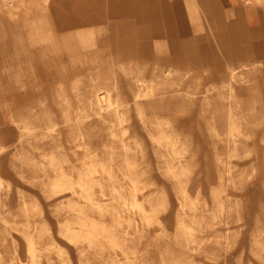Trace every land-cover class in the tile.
I'll use <instances>...</instances> for the list:
<instances>
[{
  "label": "bare ground",
  "instance_id": "bare-ground-1",
  "mask_svg": "<svg viewBox=\"0 0 264 264\" xmlns=\"http://www.w3.org/2000/svg\"><path fill=\"white\" fill-rule=\"evenodd\" d=\"M31 2L0 0V11L12 21L7 27L0 17V39L11 37L14 53L22 59L16 71L26 76L24 86L40 89L39 71L52 66L61 77L73 76L70 82L60 81L50 96L42 92L21 103L10 94L0 100V125L7 123L17 134L11 142L8 132L0 131V264H264V202L254 213L253 227L244 231L252 209V179L264 186L255 161L264 154L259 146L264 142V107H255L244 94L252 87L248 73L258 66L223 70L217 60L214 70L227 72L219 84L199 82L197 92L187 87L180 95L173 88L167 95L178 79L168 76L169 69L158 68L150 79L143 68L136 73L129 65L135 49L128 29L117 33L113 23L96 24L95 16L85 14L18 16ZM196 3L186 0L188 16L204 31ZM204 3L219 24L227 23L229 15L234 28L243 25L241 7L221 0ZM206 33L197 37L200 46H212L206 44ZM240 40L237 46L224 45L227 56L250 53L243 35ZM135 45L138 57L151 51L144 41ZM154 49L166 51L159 44ZM169 51L192 55L191 48L179 43ZM104 63L131 76L102 78L98 74ZM84 73L91 81L87 90ZM197 98L203 106L197 115L176 107ZM222 99L229 106L220 114L217 102ZM92 123L100 128L92 134L99 144L88 132ZM149 155L171 179L175 205L163 187L147 178ZM239 157L248 161L238 171L234 160ZM13 178L37 188L42 198ZM50 198L55 200L46 211L42 199ZM47 212L57 219L54 227ZM222 225L230 226L226 234ZM243 235L246 244L236 249L231 262V251Z\"/></svg>",
  "mask_w": 264,
  "mask_h": 264
},
{
  "label": "crops",
  "instance_id": "crops-1",
  "mask_svg": "<svg viewBox=\"0 0 264 264\" xmlns=\"http://www.w3.org/2000/svg\"><path fill=\"white\" fill-rule=\"evenodd\" d=\"M32 1L28 8H20L18 16H31L37 14L38 11H43V14L49 17L57 16H82L90 15L97 18L96 24L107 25L113 23L114 31L117 33H125L128 29L130 42V48H134V54L130 53L129 65L137 73V69L143 68L146 79L155 77L157 69H167L165 64L167 60H159L163 54V58L169 57L171 64H174L179 71H192L194 74V80L200 81L203 79L210 80L214 79L211 77H201L200 75H214L221 71H215L217 68V56L218 51L224 50L226 43L229 46H237L241 42V37L246 40V45L253 51L257 52L258 56L264 52V39L260 38L263 30L261 27L264 26V9L260 6L253 8L252 6L245 5L243 0H221L226 3L227 6H239L242 9L243 25L240 28H234L233 24L235 19L232 16L227 15V23L222 22L219 24L214 20V16L206 5L208 0H195L197 2L198 16L200 23L204 27V31L199 30L196 27V23L191 21L188 16V10L186 8V0H30ZM206 4V5H205ZM9 15L3 14L0 11V17L4 18V25L8 27L5 18ZM9 20V19H8ZM239 21V20H237ZM252 29V31L250 30ZM207 32L208 41L205 45L200 46L197 41V37ZM243 33V34H242ZM226 38V41L223 39ZM138 41H144L148 48L151 50L146 52L145 56L138 57L136 55V48ZM175 42V43H174ZM171 43L178 44L186 48H191V57L185 54H181L174 50V45L171 47ZM162 45V50H168V53L163 52L158 54L155 52L154 45ZM211 48H214L213 54ZM15 45L13 44L11 37L6 36L0 39V100L15 96L17 101L24 103L27 97H34L39 93H45L47 96L57 91V86L52 90L50 83L49 91L45 89V82L53 79V73H57L52 67L50 71H39V75L36 77V82L40 87L37 94H30L32 90L24 86L26 82V76L16 71L21 63V57L16 56L14 53ZM204 50V51H203ZM261 53V54H260ZM190 55V53H189ZM234 54L232 56H237ZM188 56V57H186ZM155 59L157 63L155 62ZM167 59V58H166ZM262 59V58H261ZM260 58L252 61L251 64L257 63L258 65L264 64ZM156 64V68L154 65ZM160 66V67H159ZM246 68V66H244ZM243 68V69H244ZM249 68V67H248ZM264 68L257 67L254 71H258L259 74H263ZM223 71V70H222ZM17 72V73H14ZM224 72V71H223ZM120 72H116V74ZM251 73V72H250ZM249 79H256L255 77ZM17 75V82L13 75ZM57 77V76H56ZM115 77V76H114ZM119 79L124 77L118 76ZM113 78H110L111 80ZM125 79V78H124ZM261 79L260 77L257 78ZM57 80V79H56ZM53 111H57L56 105H51ZM3 124L0 125V131H6L3 129ZM9 126V125H8ZM2 128V129H1ZM15 129V128H14ZM9 127V131H11Z\"/></svg>",
  "mask_w": 264,
  "mask_h": 264
},
{
  "label": "rangeland",
  "instance_id": "rangeland-1",
  "mask_svg": "<svg viewBox=\"0 0 264 264\" xmlns=\"http://www.w3.org/2000/svg\"><path fill=\"white\" fill-rule=\"evenodd\" d=\"M253 8H257L258 6L261 7V9H264V4L262 3H256V4H253L251 5ZM6 22L9 24H11L12 21L6 19ZM250 50V53L248 54L246 51L241 55V54H238L237 56H230V57H226L224 55V50H220L218 51V58L217 60L220 61V67L224 70V69H228L227 67H239L240 69L243 70L244 66L246 67H252L254 65H257L258 67L260 68H264V64L261 63V65H258L257 63L255 64H251L252 61L256 60V59H261L262 62L264 63V52H262L263 54L259 55L256 53H254L253 51H251V49L249 48ZM166 53H168V50L165 51ZM167 58V59H166ZM165 60H167V64H165V68H167L166 70H172V72L168 73L169 77H173V78H176L178 80H176L179 84L178 85H173V87L171 88H167V95H171L172 93V90L173 88H179L180 90H178L177 92L181 95V94H184L183 92L186 90V88L188 87L189 91H193V92H197L198 88H196V84L197 83H201L202 84H207L208 81H213V82H216V83H220L221 81V76L222 74L223 75H226L227 72H218V73H215L214 75H206V74H202L200 75L201 77H213L214 79H210V80H206V79H203V80H200V81H195L193 78H194V74H192V71H179L177 69V67L174 65V64H171L170 62V59L169 57H166ZM159 60H161L159 58ZM155 62L157 63L156 59H155ZM114 69H112V68ZM154 67L156 68V64L154 65ZM160 67V66H159ZM100 68V74H98L100 77L102 78H114V76H121V77H129L131 76V73H128V74H125L124 71H121L117 68V66H109L107 65V63H104ZM111 68V69H110ZM161 68V67H160ZM54 70V67H52V71ZM115 71V72H112ZM264 70V69H263ZM120 72V74H116V72ZM166 73V72H165ZM63 74V73H62ZM53 79L51 81H47L45 82V89L48 90L49 89V85L51 83L52 85V88H50V90H52L55 86L58 85V83L60 81H67V82H70L71 78L73 75H67V74H64L63 77H61V74L60 73H53ZM57 76V77H56ZM66 77V79L64 80V78ZM256 78L255 80L252 79L250 80V83L252 87H248L246 88V91H245V98H248L250 101L253 102L254 106L259 108V107H264V71H263V74H259L258 71H252L250 73V78ZM260 77L261 79H258L257 78ZM83 78H85L83 80L84 82V86H83V89L84 90H87L88 88L86 87V85L88 83H90L91 81L87 79V74L84 73L83 74ZM57 79V80H56ZM112 80V79H111ZM190 84V86H189ZM200 85V86H201ZM256 85V86H255ZM194 86V87H193ZM192 87V88H191ZM39 89H34L32 90V92L30 94L34 95V94H37ZM49 91V90H48ZM177 93V94H178ZM199 95V94H198ZM182 97H178L176 101H179ZM200 98V97H199ZM199 98H197V100L193 101L190 103V105H186L184 104L183 102H178L176 104V107L178 108H186L188 111H186L185 113L186 114H189L191 113V111H194V114L197 115L199 112H200V109H202V103L201 101L199 100ZM218 104V108H219V113L220 114H223L224 113V109L229 106V100L228 99H222V100H219L217 102ZM248 106V105H247ZM246 106V107H247ZM207 108L209 109H213V107L211 106H206ZM166 114V113H165ZM170 114H172V112H170ZM169 114V115H170ZM93 121V120H92ZM94 123H92L93 125ZM87 127V126H86ZM2 129V128H1ZM3 129L8 132V140L11 141V142H15L16 140V133L11 130L9 131V126L8 125H4L3 124ZM88 132L91 134V139L93 141L94 144H99L100 142L95 138L93 137L94 134L97 133V131L100 129L98 127V125H93V126H89L88 128ZM16 130V129H14ZM93 134V135H92ZM260 149L262 150V154L264 152V142H262L260 145ZM262 158H259L257 160H255L257 162V164L260 163V166H261V170H260V173H261V177L264 178V154L261 155ZM148 160V162L150 163V169L148 170V175L146 174L147 178L148 179H151L154 184H155V187H163L168 193L169 195V198L171 200V204L172 205H175V198H174V195L172 193V181L171 179H169L168 177H166L164 174H162L160 172V170L157 168V159L154 158L152 155H149L148 158H146ZM236 161L238 167H237V170H242L243 166H245L244 164L248 161L247 158H240L239 157V160H234ZM251 161V160H250ZM197 170H199V166L196 167ZM9 172L7 171L6 172V175H8ZM201 175V173H200ZM257 175V174H256ZM262 178V179H263ZM202 179H203V176H202ZM257 178H253L252 181L254 182V186H252V190L250 191L249 193V198H250V204L252 205V209H251V213L249 214L248 216V220H247V227L246 229H244L245 233L249 230V228L253 227L254 225V213L256 211H260L261 207H260V203L261 202H264V186L261 185L260 183H258L256 181ZM13 182L14 183H17L19 184L26 192L28 193H31V194H35L39 197L42 198L41 194L38 192L37 188H35L34 186H31L29 185L28 183H25L23 181H21L20 179H17V178H13ZM206 183L204 182V185ZM153 189V188H152ZM149 189H144V192H148ZM3 197V196H1ZM54 200L55 198H50L48 200L46 199H42V202L44 204V207H45V210L47 211L48 208H50L51 204L54 203ZM47 215L49 217V220L51 221L53 227L55 225V221L57 220L54 216L50 215L48 212H47ZM168 223V228L169 229H172L173 228V222L172 220L170 221H167ZM232 227V226H231ZM230 226L228 225H222L220 226V229L222 230V232L224 234H226L229 230ZM244 233V234H245ZM58 241L65 244V241L59 237H57ZM242 243H241V242ZM240 241L238 242V247H235L233 248V250L231 251V256H230V261L233 262L234 261V257H235V254H236V249L240 248L242 244H246V241L244 239V235L243 236H240ZM69 249H71V252L73 253V255L76 257V250H73L72 247L68 246ZM221 264V263H219ZM223 264V263H222Z\"/></svg>",
  "mask_w": 264,
  "mask_h": 264
}]
</instances>
